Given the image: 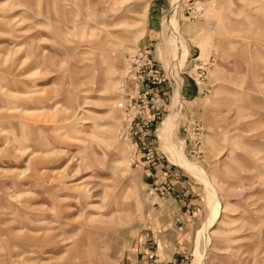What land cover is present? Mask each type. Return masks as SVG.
I'll use <instances>...</instances> for the list:
<instances>
[{"label":"rangeland","instance_id":"rangeland-1","mask_svg":"<svg viewBox=\"0 0 264 264\" xmlns=\"http://www.w3.org/2000/svg\"><path fill=\"white\" fill-rule=\"evenodd\" d=\"M155 240L173 264H264V0H0V264Z\"/></svg>","mask_w":264,"mask_h":264},{"label":"crops","instance_id":"crops-1","mask_svg":"<svg viewBox=\"0 0 264 264\" xmlns=\"http://www.w3.org/2000/svg\"><path fill=\"white\" fill-rule=\"evenodd\" d=\"M160 19V16L156 14V8H152L150 12V22H153L156 25ZM176 93L180 98V90H177ZM156 241L157 240L152 243H140L138 248L135 249L134 253L131 254L123 264H173V253L168 254L166 250L165 255L162 256L160 253V242ZM156 243L158 245H156Z\"/></svg>","mask_w":264,"mask_h":264},{"label":"built area","instance_id":"built-area-1","mask_svg":"<svg viewBox=\"0 0 264 264\" xmlns=\"http://www.w3.org/2000/svg\"><path fill=\"white\" fill-rule=\"evenodd\" d=\"M143 63L141 64L142 67L144 68H150L152 67V59H150L149 55L147 53L144 54L143 57ZM202 67H200L199 69H201ZM148 77H153L152 73H148L147 75ZM151 80L146 79L145 81H142L139 85V87L137 88V91L134 93L135 94V98L134 101L135 103H133V98L131 99V104L132 106H130L129 108H127V114L129 117V121L130 123L135 122V120H140L145 118L146 115H143V113L148 114L150 111L148 110L149 107V101L148 99L151 96V91H152V87H151ZM136 104H139L136 106Z\"/></svg>","mask_w":264,"mask_h":264},{"label":"bare ground","instance_id":"bare-ground-1","mask_svg":"<svg viewBox=\"0 0 264 264\" xmlns=\"http://www.w3.org/2000/svg\"><path fill=\"white\" fill-rule=\"evenodd\" d=\"M171 121H172V120H171ZM172 122H173V121H172ZM172 129H173V126H172V124L170 123V124L167 126V128H165V131H164L163 134H164L165 136L168 137V136L171 134ZM165 136H164V137H165ZM213 209H214V212H213V215H214V216H213V219H214V218H216V216H217L218 209H217L215 206H214ZM213 219H212V220H213ZM211 222H212V221H211ZM200 258H201V257H200ZM198 261H199V260H198ZM197 263H198V262H197Z\"/></svg>","mask_w":264,"mask_h":264}]
</instances>
